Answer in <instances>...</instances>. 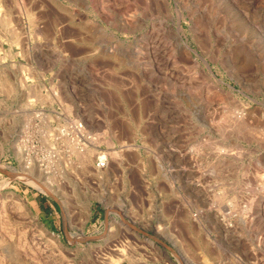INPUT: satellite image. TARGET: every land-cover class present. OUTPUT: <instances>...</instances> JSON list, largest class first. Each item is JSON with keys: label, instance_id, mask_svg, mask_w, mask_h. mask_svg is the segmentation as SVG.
I'll return each mask as SVG.
<instances>
[{"label": "rangeland", "instance_id": "1", "mask_svg": "<svg viewBox=\"0 0 264 264\" xmlns=\"http://www.w3.org/2000/svg\"><path fill=\"white\" fill-rule=\"evenodd\" d=\"M0 264H264V0H0Z\"/></svg>", "mask_w": 264, "mask_h": 264}, {"label": "built area", "instance_id": "2", "mask_svg": "<svg viewBox=\"0 0 264 264\" xmlns=\"http://www.w3.org/2000/svg\"><path fill=\"white\" fill-rule=\"evenodd\" d=\"M74 128H76V132H79V131L83 132V129H82V126H81V125H77V124H75ZM101 158H105L104 155L101 156ZM105 165H106V162H105L104 160H102L100 163H98L97 166H98L99 168H102V167H104Z\"/></svg>", "mask_w": 264, "mask_h": 264}, {"label": "bare ground", "instance_id": "3", "mask_svg": "<svg viewBox=\"0 0 264 264\" xmlns=\"http://www.w3.org/2000/svg\"><path fill=\"white\" fill-rule=\"evenodd\" d=\"M5 20V19H4ZM30 21V20H29ZM40 32V31H39ZM30 181H33V180H30ZM32 184H34L37 188H40L41 190H43V191H48L47 190V188H46V185L45 186H43V184H40V183H38V182H32ZM122 255V254H121Z\"/></svg>", "mask_w": 264, "mask_h": 264}]
</instances>
